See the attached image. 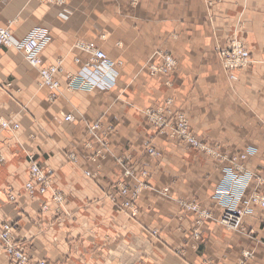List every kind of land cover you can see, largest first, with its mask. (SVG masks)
Here are the masks:
<instances>
[{"label":"crops","instance_id":"1","mask_svg":"<svg viewBox=\"0 0 264 264\" xmlns=\"http://www.w3.org/2000/svg\"><path fill=\"white\" fill-rule=\"evenodd\" d=\"M67 4L72 14L64 17V8L40 0H0V27L10 28L19 41L44 30L51 41L42 58L47 66L60 62L65 73H78L90 59L79 44L94 45L121 62L119 77L112 89L69 92L59 75L62 92L51 102V92L41 87L23 55L0 49V119L20 126L17 133L0 130L5 157L0 226L14 225L15 241L34 263L264 264V210L254 208L243 232L223 226V209L214 196L226 178V164L160 135L145 116L171 99L199 140L218 145L224 154H249L248 168L264 177V0ZM240 25L255 63L233 83L222 69L220 51ZM159 50L178 62L169 77L149 71L150 65L162 64L155 55ZM68 115L73 122L65 121ZM98 122L111 131L107 151L87 133ZM148 147L160 156L147 155ZM27 153L53 171L54 186L66 198L63 208L50 195H24L30 178ZM126 166L138 175L149 173L136 214L121 206V182L136 187L123 177ZM10 190L22 193L16 203L8 199ZM180 201L200 204L213 218L199 223ZM246 252L252 257L245 259ZM0 264H15L1 242Z\"/></svg>","mask_w":264,"mask_h":264},{"label":"built area","instance_id":"2","mask_svg":"<svg viewBox=\"0 0 264 264\" xmlns=\"http://www.w3.org/2000/svg\"><path fill=\"white\" fill-rule=\"evenodd\" d=\"M139 0H133L137 4ZM50 2L58 5H63L66 0H50ZM15 42H14V41ZM0 47L16 48L22 52L28 62L35 68H40L41 72V87L49 88L53 94L51 100L57 98V93L60 91V83L56 80V75L62 73L61 63L58 65L44 67L40 56L41 37L35 34L28 40L17 41L13 35L7 30L0 28ZM88 53H92L94 59L91 63H86L82 71L77 75H67L68 90H83L91 91L95 88L102 90L111 89L116 84L117 75L112 71L113 62L107 59L106 54L94 47V45L82 49ZM222 57L226 60L223 65L227 70H235L239 68H248L252 63L250 54L246 48L239 42H234L229 48L222 52ZM40 58V60H39ZM224 60V61H225ZM223 61V63H224ZM176 63L171 56L163 55V63L160 66H152L153 74L168 75L173 72ZM149 118L151 123L157 127L162 134H169L172 138L177 139L180 144L185 147L198 151L207 155L210 158L221 161L226 164V178L223 183L219 185L216 190L214 200L223 209V213L219 222L227 229L233 231H245L243 226L244 219L250 215L253 208L259 207L264 210V195H262L261 188L264 186V177L260 173L252 171L248 168L247 163L249 155L247 153L224 154L221 152L218 145L210 146L206 143H200L190 128L189 120L182 113H173L170 108L166 111H149ZM71 115L66 117V121H72ZM3 129L16 132L20 126L11 123H1ZM103 127L98 122L88 126V131L91 136L96 138L100 143L102 151H107V143H104L100 132ZM105 134V133H104ZM91 143L87 146L91 147ZM101 151V152H102ZM147 155L153 158L160 156V152L154 147L146 149ZM30 161V178L25 184L23 191L24 195L31 199H36L39 196L50 195L51 202L57 206L63 207L66 204V198L63 193L54 187V173L53 171L43 169L38 163L36 156L27 153ZM4 155L0 147V161H4ZM74 159V157H72ZM125 179L136 185L131 189L130 184L121 182L119 186V193L125 199L121 204L123 209L130 210L137 213V201L142 190L147 187V179L149 173L142 171L140 175L132 167H125L123 174ZM256 182V183H255ZM254 185V187H253ZM252 186V190H251ZM250 189V193L248 190ZM164 195L169 194V189L162 191ZM22 197V193L10 190L8 199L10 202L16 203ZM112 202L116 203V197L112 195ZM182 210L194 213L199 217V223L204 220L213 218L209 210L203 208L200 204L192 201H180ZM43 210L48 211V205H43ZM15 227L11 223H4L0 226V242L1 249L5 255L15 264H46V262L34 263L33 260L26 254L24 247L17 243L13 237ZM197 236V235H196ZM251 252L244 254L245 259L252 257Z\"/></svg>","mask_w":264,"mask_h":264},{"label":"bare ground","instance_id":"3","mask_svg":"<svg viewBox=\"0 0 264 264\" xmlns=\"http://www.w3.org/2000/svg\"><path fill=\"white\" fill-rule=\"evenodd\" d=\"M42 1H48V2H50V0H42ZM53 3V2H52ZM65 5H68L67 4V0H66V3H64ZM62 5V6H65V5ZM60 6V5H59ZM66 7V6H65ZM67 12H69V9H66V11L64 12V14H66V15H68V13ZM1 28V27H0ZM2 29V28H1ZM4 30H7L11 35H13V33H12V31L10 30V28H3ZM38 33V35L41 37V45H42V47L44 46V48H42L41 49V52H40V56H41V59H42V61H43V64H44V67H50V66H54V65H58L60 62H58L57 64H54V65H46L45 64V61L43 60V58H42V54H43V51H44V49L49 45V43H50V41H51V39L48 37V36H46V32L44 31V30H42V29H39V30H37V31H35L33 34H31L30 36H28L26 39H24V40H20V41H25V40H28V39H30L31 37H33L35 34H37ZM14 41V40H13ZM17 41H19V40H17ZM15 42V41H14ZM86 46H82V48L84 49ZM88 47V46H87ZM1 48H4V47H0V49ZM4 49H8V48H4ZM228 49V48H227ZM227 49H225V50H227ZM8 50H14V51H16V52H18V53H20L21 55H23V57L25 58V56H24V54L22 53V52H20V51H18V50H16V48H10V49H8ZM225 50H223V51H225ZM102 51V50H101ZM222 51V52H223ZM222 52H221V55H222ZM105 53V52H104ZM90 54V53H89ZM106 54V53H105ZM157 56H159L161 59H162V63H163V55H168V56H171L172 58H173V56L171 55V53H169L168 51H164V50H160L157 54H156ZM107 56V55H106ZM93 59H94V56H93V54L91 53V60L89 61V62H87V63H91L92 61H93ZM107 59L108 60H110L111 62H113V64H114V66H113V68H112V71L111 72H113V73H115L116 75H117V78L119 77V73L116 71V67H117V64L114 62V61H112L108 56H107ZM174 59V58H173ZM25 60L28 62V60L25 58ZM39 60H40V58H39ZM174 61H175V63H176V60L174 59ZM29 63V62H28ZM30 64V63H29ZM177 64V63H176ZM31 65V64H30ZM86 65V64H85ZM84 65V66H85ZM152 66H155V65H152ZM151 66V67H152ZM31 67L33 68V69H35L37 72H38V75H39V78H40V83H41V79H42V76H41V72H40V68H35V67H33L32 65H31ZM61 67H62V73H59V74H57L56 75V80H57V76H59V75H64L65 76V78H66V80H67V86H66V89H67V91H69V92H76V91H80V90H74V91H70V90H68V83H69V81H68V79H67V75H69V73H65V70H64V68H63V66H62V64H61ZM176 68V67H175ZM245 68V67H244ZM83 69V68H82ZM82 69L80 70V72L82 71ZM241 69V68H240ZM175 70V69H174ZM244 70V69H243ZM242 71V70H241ZM79 72V73H80ZM78 73V74H79ZM151 73H152V71H151ZM173 72H171V73H169L168 75H163V74H153L152 73V75H157V76H159V75H161V76H164V77H169L171 74H172ZM117 78H116V80H117ZM236 79H237V77H235ZM232 80V79H231ZM58 81V80H57ZM59 82V81H58ZM60 83V82H59ZM116 85V84H115ZM114 85V86H115ZM114 86L112 87V88H114ZM43 88H46V89H48L50 92H51V95H50V101L51 102H55L56 101V99L54 100V101H52L51 100V96H52V94H53V92L49 89V88H47V87H43ZM62 85H61V83H60V91L57 93V97H59L60 95H61V92H62ZM111 88V89H112ZM97 89H99V88H97ZM99 90H101V89H99ZM173 105H174V102L172 101V100H168V101H166V103H165V105H164V107H159V108H157L156 110H147L146 112H145V116H146V119H147V121L152 125V126H154L151 122V119L149 118V115H148V112L149 111H153V112H157V111H166L168 108H170V110L173 112V113H178V111H175L174 110V108H173ZM179 113H182V112H179ZM182 114H184L186 117H187V115L185 114V113H182ZM69 116V115H68ZM72 116V115H71ZM67 117V116H66ZM66 117H65V121H66ZM73 117V116H72ZM187 119L189 120V118L187 117ZM74 121V118H73V120L72 121H66V122H73ZM3 122H7V123H11L12 124V126L13 125H18L19 126V124H15V123H12V122H9V121H6V120H4V119H0V130L1 131H9V130H6V129H3L2 128V126H1V123H3ZM189 124H190V121H189ZM93 125V124H92ZM102 125V124H101ZM102 127H103V129H102V131L99 133L100 134V136L103 138V140H104V143H108V136H109V134L111 133V131L109 130V131H106L105 130V128H104V126L102 125ZM155 127V126H154ZM110 128V127H109ZM156 129H157V131H158V133L160 134V135H163L164 136V134H162L161 132H160V130L157 128V127H155ZM19 129H20V127H19ZM19 129H17V130H15L16 132L19 130ZM108 129V128H107ZM9 132H12V131H9ZM16 132H12V133H16ZM87 133H88V136L91 138V140L92 141H94V143H100L96 138H94L93 136H91L90 135V133H89V131H88V128H87ZM105 133V134H104ZM166 136H168L170 139H172V140H174V141H176L177 143H181V142H179L177 139H174V138H172L169 134H165ZM91 141V142H92ZM170 141V140H169ZM199 141V140H198ZM200 143H202L201 141H199ZM93 143V142H92ZM94 147V146H93ZM156 149V148H155ZM100 151V150H99ZM98 152V151H97ZM100 153V152H99ZM249 155V154H248ZM71 156V155H70ZM126 159V158H125ZM156 159V158H155ZM2 162V161H1ZM124 167V166H123ZM124 173V172H123ZM30 174V173H29ZM53 179H54V177H53ZM149 179V178H148ZM27 183V182H26ZM148 186V185H147ZM55 187V186H54ZM145 190V189H144ZM15 191V190H14ZM262 195H264V194H262ZM50 197V196H49ZM122 197V196H121ZM123 203V202H122ZM219 206V205H218ZM63 208V207H62ZM65 208V207H64ZM56 209H57V207H56ZM182 209V208H181ZM257 209V208H256ZM43 210V209H42ZM124 210H126V209H124ZM253 210H254V208H253ZM64 211V210H63ZM126 211H130V210H126ZM184 211V210H183ZM47 212V211H46ZM132 212V211H131ZM186 212V211H185ZM188 213V212H187ZM190 213V212H189ZM223 213V212H222ZM129 214V213H128ZM132 214H133V212H132ZM194 214V213H193ZM196 215V214H195ZM252 215V214H251ZM131 216V215H130ZM197 216V215H196ZM221 218V217H220ZM244 222V221H243ZM4 224V223H3ZM241 232V231H240ZM14 234V233H13ZM14 237V236H13ZM33 262H35V261H33ZM245 263V262H244Z\"/></svg>","mask_w":264,"mask_h":264},{"label":"rangeland","instance_id":"4","mask_svg":"<svg viewBox=\"0 0 264 264\" xmlns=\"http://www.w3.org/2000/svg\"><path fill=\"white\" fill-rule=\"evenodd\" d=\"M41 2H44V3H49V4H53V5H56V6H59L58 4H56V3H52V2H48V1H42V0H40ZM67 3H68V0H67ZM134 4V3H133ZM65 5V4H64ZM65 6H67V5H65ZM65 6H62V5H60L59 7H62V8H64L65 10L63 11V16L64 17H69L71 14H72V12L69 10V12H67L68 13V15H66V14H64V12L66 11V8H65ZM241 25L240 26H238L237 28H235V30H234V33H233V36L231 37V40L229 41V46L230 45H232V43H234V42H239V43H241L245 48H246V50L248 51V48H247V45L245 44V41H244V37L241 35ZM82 46H91V45H88V44H79V48L82 50L83 48H82ZM229 46L227 47V48H229ZM227 48H225V49H227ZM225 49H222L221 51H220V63H221V66H222V69H223V71L225 72V74L227 75V77L229 78V80L231 81V82H236L237 80H238V75H240L241 73H243V72H247V71H249V69L252 67V63L249 65V67L248 68H239V69H235V70H227L223 65L225 64V62H226V60L222 57V55H221V52L223 51V50H225ZM84 51V50H83ZM160 51V50H159ZM164 51H166V50H164ZM84 52H86V51H84ZM104 52V51H103ZM169 52V51H168ZM248 52H250V51H248ZM88 53V52H87ZM170 53V52H169ZM89 54V53H88ZM156 54H157V52H156ZM155 54V55H156ZM251 56H250V59H251V62H253V63H255V58L253 57V55H252V53H249ZM90 55V59H89V61L91 60V54H89ZM107 55V54H106ZM172 55V54H171ZM108 56V55H107ZM173 56V55H172ZM109 57V56H108ZM173 58H174V56H173ZM111 59V58H110ZM175 59V58H174ZM112 60V59H111ZM176 60V59H175ZM225 60V61H224ZM88 61V62H89ZM116 64H117V67L118 66H120L121 64V62L120 61H116V60H113ZM223 61H224V63H223ZM176 68H175V70L177 69V66H178V62H177V60H176ZM86 64V63H85ZM84 64V65H85ZM151 66L152 65H150L149 66V71H150V73H151ZM84 67V66H83ZM82 67V68H83ZM116 67V68H117ZM81 68V69H82ZM80 69V70H81ZM244 69V70H243ZM175 70L173 71V73L175 72ZM242 70V71H241ZM80 72V71H79ZM78 72V73H79ZM78 73H76V74H72V73H69V74H72V75H77ZM152 74V73H151ZM171 76V75H170ZM235 77H237V79L235 78ZM232 79V80H231ZM97 89V88H96ZM97 90H99V89H97ZM171 100V99H170ZM175 110V109H174ZM175 111H178V112H182V111H179V110H175ZM182 113H184V112H182ZM190 121V120H189ZM190 128H191V125H190ZM191 131L193 132V130H192V128H191ZM12 133V132H11ZM17 133V132H16ZM193 134H194V132H193ZM195 135V134H194ZM196 136V135H195ZM196 138H197V136H196ZM198 139V138H197ZM199 140V139H198ZM199 141H201V140H199ZM202 142V141H201ZM202 143H204V142H202Z\"/></svg>","mask_w":264,"mask_h":264}]
</instances>
